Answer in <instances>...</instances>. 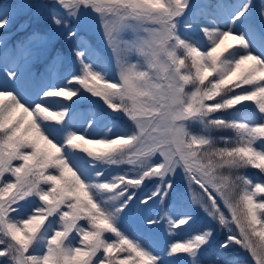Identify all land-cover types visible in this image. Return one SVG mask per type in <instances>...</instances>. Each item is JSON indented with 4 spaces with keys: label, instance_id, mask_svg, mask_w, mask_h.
<instances>
[{
    "label": "snow or ice",
    "instance_id": "6c2138e0",
    "mask_svg": "<svg viewBox=\"0 0 264 264\" xmlns=\"http://www.w3.org/2000/svg\"><path fill=\"white\" fill-rule=\"evenodd\" d=\"M14 21L0 264H264V0H0Z\"/></svg>",
    "mask_w": 264,
    "mask_h": 264
},
{
    "label": "rangeland",
    "instance_id": "374dc122",
    "mask_svg": "<svg viewBox=\"0 0 264 264\" xmlns=\"http://www.w3.org/2000/svg\"><path fill=\"white\" fill-rule=\"evenodd\" d=\"M258 2H259V0H257V3ZM21 19H25V18L21 17ZM19 22L20 21H14L12 23V25L7 28L6 33L5 32H0V35L6 36L9 45L14 44L18 39H20L22 36H24L26 34L24 32L19 31V28H18ZM37 24H38V22L36 20H33L31 22V27L29 28V31L31 30L32 27H36ZM95 40H96V43H98V44L101 43L98 34H96ZM105 55L108 56L110 54L107 51H105ZM112 67H113V72H114V65ZM32 71L35 73V75L37 77H40V75L45 72L44 65L43 64H36L33 67ZM246 103L248 104V107H254V105H252L250 102H246ZM225 115H230V113H227ZM118 119H119V122L122 125H124L125 127H128V128L132 127L131 122L128 121L127 118L123 116V114H121V116ZM218 134L231 135V132H223V133H218ZM119 170H121V169H116V171H119ZM246 174L249 175V176H255V175H258L259 172L256 169H251L250 168V169L246 170ZM150 186L151 185L149 184L148 187H150ZM21 203H23V202H21ZM159 203L160 202L157 201L158 205H159ZM169 204H171V200H169ZM156 211H163V208H155L154 207L153 208L154 214H155ZM207 223H208V221H207L206 217H204L203 213H200L197 216L196 221L193 224L192 228L191 229H185L183 232H180L179 236L177 238H183L187 234V232L194 231V230L202 227L204 224H207ZM154 231L156 233L158 242L161 243V244H166L167 242H169V240L172 239V237L169 235V233L167 231L166 223L158 226ZM223 238H224V232L222 230H220L219 228H217L216 235L213 238V241H212V244L210 245V248L211 249H215V247L217 246L218 242L220 240H222ZM232 249L233 250H237V253L246 254L248 256L250 262H252V264H254V261L251 259V257L249 256V254L247 252L241 250L238 246H236V247H234Z\"/></svg>",
    "mask_w": 264,
    "mask_h": 264
},
{
    "label": "trees",
    "instance_id": "16d2710c",
    "mask_svg": "<svg viewBox=\"0 0 264 264\" xmlns=\"http://www.w3.org/2000/svg\"><path fill=\"white\" fill-rule=\"evenodd\" d=\"M243 111H255V107H247L245 109H242ZM229 255L230 256H236L239 257L240 261L242 262V264H252V262H250L248 256L246 254L243 253H237V250H233L230 249L229 251Z\"/></svg>",
    "mask_w": 264,
    "mask_h": 264
}]
</instances>
